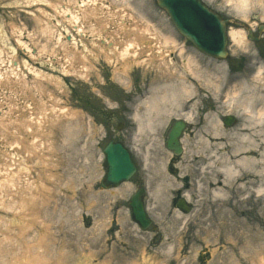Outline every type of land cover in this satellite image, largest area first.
<instances>
[{"label": "rangeland", "instance_id": "obj_1", "mask_svg": "<svg viewBox=\"0 0 264 264\" xmlns=\"http://www.w3.org/2000/svg\"><path fill=\"white\" fill-rule=\"evenodd\" d=\"M203 1L227 20L225 59L196 49L156 0H0V264H148L144 257L161 264H264V199L235 194L244 181L234 180L218 194L199 193L198 175L185 178L181 170L202 149L207 122L218 118L229 131L239 126L238 115L221 106L238 81L261 66L264 72V32L257 31L264 0H249L246 17L238 0ZM246 27L258 41L248 39ZM143 32L147 39L158 35L177 75L159 79V60L142 65L144 54L123 69L116 52ZM234 32L245 33L238 43ZM165 36L174 42L165 44ZM190 56L199 61L193 65L199 76L187 79L198 97L183 152L175 155L165 141L188 109L170 115L159 132L137 137L133 118L145 114L140 103L151 86L180 80ZM224 78L229 84L216 99L208 80ZM229 116L235 121L227 125ZM110 141L129 148L137 171L104 189L103 150ZM147 154L177 186L147 211L153 222L142 230L128 203L143 188L146 210L156 206ZM187 196L184 212L177 202Z\"/></svg>", "mask_w": 264, "mask_h": 264}, {"label": "bare ground", "instance_id": "obj_2", "mask_svg": "<svg viewBox=\"0 0 264 264\" xmlns=\"http://www.w3.org/2000/svg\"><path fill=\"white\" fill-rule=\"evenodd\" d=\"M80 1L84 4L86 0ZM249 3V0H238L235 7L242 16H247ZM78 29L81 31L80 28ZM244 35V32L232 34L236 43L240 42V36ZM156 36L158 35L150 33V37L147 39L145 32L137 33L135 38L125 43L122 50L116 52L118 60H122L124 70L130 61L138 60V56L144 54L146 57L142 59V65L151 64L154 59L159 60V65L155 67L157 72L155 76H158L159 79L177 75L176 72L172 71V67L168 66L169 63L164 55L165 49L160 46ZM171 42L173 43L174 40L164 37L165 44ZM183 53L184 49L180 48V54ZM194 64L199 65V61L190 56L187 60L186 70L178 75V79H180L178 82L157 84L150 87L148 95L140 103L141 106L145 107V114L142 116L137 113L133 118L138 128L136 137L145 130L152 133L159 132L170 115H176L185 108L189 112L178 114V116L187 122L193 119V110L196 108L193 100L198 97V93L193 85L188 83L187 79L190 74L194 77L199 76L194 69ZM229 80L225 78L220 82L208 80L209 83L214 84L216 99L223 96V90L227 88ZM221 107L238 115L239 126L229 131L220 126L218 118L207 122L202 149L197 152V155L194 154V157L197 156L196 158L184 160L183 163L186 167L181 168V170L187 172L185 178L189 175H198L199 180L195 183V190L199 193L208 192L212 188L211 193L218 194L220 189H231L235 181H244L243 184L234 187L233 192L235 194L249 191L252 194L256 193L260 199H264V184L260 183L258 188V184H256L258 179H264L263 66L255 75L249 79L238 81L235 86L229 89L224 95V102ZM212 141L221 143L217 146ZM144 162L149 172L150 168L152 169L148 179L150 187L153 183L155 184L150 201L152 200L156 206L152 208L150 207L151 204L147 206V211L153 213L158 208L157 204H160L163 199L166 200V196L177 184L163 170L162 163L158 165L156 161H151L148 154L144 157ZM255 186L256 189H253ZM124 190L126 192L131 190L129 184L125 185ZM184 199L189 201L190 197L187 196ZM151 259L144 257V262L161 264L154 260L151 261Z\"/></svg>", "mask_w": 264, "mask_h": 264}, {"label": "water", "instance_id": "obj_3", "mask_svg": "<svg viewBox=\"0 0 264 264\" xmlns=\"http://www.w3.org/2000/svg\"><path fill=\"white\" fill-rule=\"evenodd\" d=\"M159 7L166 10L177 30L186 36L194 46L208 56L223 59L227 56V20L217 12L211 10L202 0H157ZM264 31V25H260L259 33ZM249 39L257 41L252 30L248 29ZM233 122L232 117L225 120L226 124ZM186 128V123L177 120L168 134L166 147L180 154L183 150L180 137ZM107 173L102 181L105 188L111 185L117 186L123 181L129 180L136 171V165L132 160L129 150L119 141H111L104 149ZM143 189H139L129 202L132 219L142 228L151 225L143 203ZM178 207L187 212L190 206L184 199L178 202Z\"/></svg>", "mask_w": 264, "mask_h": 264}]
</instances>
